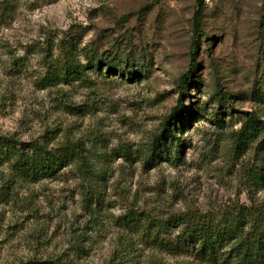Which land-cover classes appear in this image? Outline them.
I'll use <instances>...</instances> for the list:
<instances>
[{"label": "rangeland", "instance_id": "1", "mask_svg": "<svg viewBox=\"0 0 264 264\" xmlns=\"http://www.w3.org/2000/svg\"><path fill=\"white\" fill-rule=\"evenodd\" d=\"M70 37L116 64L41 88ZM189 72L179 155L150 160ZM262 95L264 0H0V137L81 140L86 159L85 178L67 167L10 183L0 155V264H228L207 262L198 240L178 242L172 222L231 219L250 191L264 207V184L249 188L247 176L264 172V133L242 148L234 136L247 112L264 121ZM217 113L223 127L208 118ZM142 215L163 229L127 225Z\"/></svg>", "mask_w": 264, "mask_h": 264}, {"label": "trees", "instance_id": "2", "mask_svg": "<svg viewBox=\"0 0 264 264\" xmlns=\"http://www.w3.org/2000/svg\"><path fill=\"white\" fill-rule=\"evenodd\" d=\"M199 13L195 17V31H200ZM59 56L48 61V70L41 78V88L56 86L60 82H74L87 80V70L97 68L106 64L113 68L117 57L109 54L106 58L99 57L98 54L88 47L81 48L78 39H64L60 42ZM197 42L192 45V54L196 55ZM82 55L87 64L83 63ZM193 84L191 72L184 74L180 81V98L173 113L165 121L162 132L152 145L150 160L160 159L165 153L170 154L173 148L179 155L180 139L179 133L186 128L189 116L183 112L182 105L185 96H189V87ZM264 101V95H262ZM247 118L242 123L241 128L235 131L234 136L238 148L246 146L259 138L264 133V121L251 112L246 113ZM207 116L202 113L200 117ZM213 124L223 127L225 121L221 114H210L208 117ZM264 149V138L261 142ZM0 155H4L11 172L10 183L21 180L24 182H35L45 177L56 176L63 168L71 167L77 171L79 176L85 178V143L81 140H68L57 147L51 148L48 142L33 141L30 143H19L8 137H0ZM177 155V156H178ZM249 188L253 186L260 188L264 184V172L252 169L248 172ZM9 188V187H8ZM85 194V193H84ZM252 202L249 206H241L239 211L233 213V218L227 217L219 223H212L209 218L181 215L172 223L178 226V242H200V253L203 254L207 262H215L222 258L228 264H264V207L258 205L249 192ZM146 223H139V219L127 216V225L137 226L144 233H152L157 229H163L159 223H155L148 216H143ZM133 218V219H132ZM136 219V221H135ZM226 242L231 243L229 250L218 254L220 246ZM170 246V245H167ZM32 264H48L47 262L35 261Z\"/></svg>", "mask_w": 264, "mask_h": 264}]
</instances>
